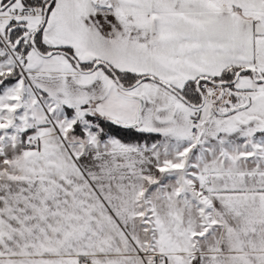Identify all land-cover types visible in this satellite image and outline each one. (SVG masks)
<instances>
[{
	"label": "snow or ice",
	"instance_id": "6c2138e0",
	"mask_svg": "<svg viewBox=\"0 0 264 264\" xmlns=\"http://www.w3.org/2000/svg\"><path fill=\"white\" fill-rule=\"evenodd\" d=\"M0 264H264V0H0Z\"/></svg>",
	"mask_w": 264,
	"mask_h": 264
}]
</instances>
